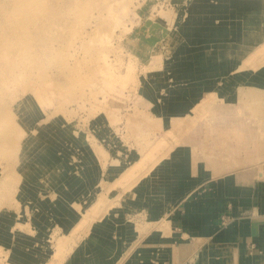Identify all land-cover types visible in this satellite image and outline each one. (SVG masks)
<instances>
[{"label":"crops","instance_id":"crops-1","mask_svg":"<svg viewBox=\"0 0 264 264\" xmlns=\"http://www.w3.org/2000/svg\"><path fill=\"white\" fill-rule=\"evenodd\" d=\"M146 28L138 51L143 109L124 112L116 125L94 121L91 134L86 125L73 138L83 163L77 172L54 150L56 164L31 173L16 186L18 202L0 206V248L17 252L22 261L15 264H46L54 236L68 234L100 192L105 200L92 234L81 240L88 226L62 264H264V157L257 154L264 143V112L257 110L264 0H188ZM127 114L140 137H159L148 150L156 155L144 160L134 151L143 164L118 168L134 149L120 137ZM171 130L173 147L160 156ZM92 134L112 162L105 170L88 147Z\"/></svg>","mask_w":264,"mask_h":264},{"label":"rangeland","instance_id":"rangeland-1","mask_svg":"<svg viewBox=\"0 0 264 264\" xmlns=\"http://www.w3.org/2000/svg\"><path fill=\"white\" fill-rule=\"evenodd\" d=\"M186 1L28 0L21 10H29L34 19L23 23L12 0H0V206L18 202L16 186L28 184L34 173L56 164L57 152L69 159L77 172L83 163L73 138H79L86 125L90 130L94 121L99 120L116 125L122 122L124 112L143 109L142 95L137 94L144 81L138 75L144 62L143 54L138 52L143 50L139 44L143 31L163 11ZM260 64H264V42L257 47V65ZM261 103L262 107L258 108ZM257 110H264L261 91L257 92ZM128 116L125 136L121 135L123 129L118 134L123 142L125 137L131 140L134 149L131 147L128 160L121 161L118 168L131 162L143 164V161L137 164L136 158L145 155L144 160L149 159L151 143L159 137L156 131L140 137L138 131L129 127L133 120ZM164 135L166 141L159 150L160 156L175 141L172 130ZM87 144L97 159L96 166L105 170L107 162L112 163L107 150L93 134ZM134 151L138 155H133ZM26 190L25 187L21 196ZM116 199H111L100 217ZM103 200L105 197L100 192L68 234L54 236V254L46 264H62L73 248H77V239L101 211ZM24 216L29 217L28 209ZM19 226L28 228V224ZM89 227L85 237L80 238L82 241L92 234ZM28 245L29 242L22 243L23 247ZM3 250L0 248V264L22 261L20 257L16 260L17 252L11 255L10 250Z\"/></svg>","mask_w":264,"mask_h":264},{"label":"bare ground","instance_id":"bare-ground-1","mask_svg":"<svg viewBox=\"0 0 264 264\" xmlns=\"http://www.w3.org/2000/svg\"><path fill=\"white\" fill-rule=\"evenodd\" d=\"M12 4L14 5V8H15V10L16 11H18L19 13H18V15L20 14L21 15V20L20 21H24L23 23H29V22H31L34 18H33V16H32V14H31V12L29 11V10H21L22 9V7L23 6H27L28 5V0H12ZM19 15V16H20ZM27 18V19H26ZM33 18V19H32ZM22 22H21V24H23ZM262 103H261V105L260 106H258V108H261L262 107ZM260 112V111H259ZM264 112V110L263 111H261V113H263ZM154 144H153V142L151 143V147L153 146ZM150 147V148H151ZM147 151V150H146ZM257 154L258 155H260L261 157L260 158H262V157H264V143H261V144H258L257 145ZM149 155H156V153L155 152H152V153H150L149 152ZM154 161V160H153ZM170 201V200H169ZM95 204V203H94ZM166 205V204H165Z\"/></svg>","mask_w":264,"mask_h":264},{"label":"built area","instance_id":"built-area-1","mask_svg":"<svg viewBox=\"0 0 264 264\" xmlns=\"http://www.w3.org/2000/svg\"><path fill=\"white\" fill-rule=\"evenodd\" d=\"M228 217L226 215L221 216V225H225L227 222Z\"/></svg>","mask_w":264,"mask_h":264}]
</instances>
